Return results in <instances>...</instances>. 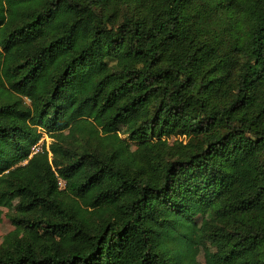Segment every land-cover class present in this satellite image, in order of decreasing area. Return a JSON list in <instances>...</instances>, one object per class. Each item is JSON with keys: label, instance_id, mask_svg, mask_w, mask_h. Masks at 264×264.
Masks as SVG:
<instances>
[{"label": "trees", "instance_id": "obj_1", "mask_svg": "<svg viewBox=\"0 0 264 264\" xmlns=\"http://www.w3.org/2000/svg\"><path fill=\"white\" fill-rule=\"evenodd\" d=\"M14 197L0 264H264V0H0Z\"/></svg>", "mask_w": 264, "mask_h": 264}, {"label": "rangeland", "instance_id": "obj_2", "mask_svg": "<svg viewBox=\"0 0 264 264\" xmlns=\"http://www.w3.org/2000/svg\"><path fill=\"white\" fill-rule=\"evenodd\" d=\"M113 23L114 25L113 24L111 25L116 26L118 23V19H116ZM112 132L117 133L123 139H127L129 128L128 125H122L112 130ZM44 140L47 146L50 145L52 141L48 137H45ZM44 140L41 141L40 145L38 146L39 147L38 149L42 147ZM174 141L175 140L172 139L170 143H173ZM128 144L130 149L133 151L138 148V144L132 142H129ZM18 202H19L18 198L14 197L12 199L11 208L0 207V246L7 247L6 238L9 235L14 234L18 230V226L12 220L14 217L22 216V214H20L16 210V206ZM202 221H203L202 218L196 219V230L200 228V226L203 223ZM219 249H220L219 245L216 243H208L202 241L201 239H198L197 243L191 246V250L195 256L194 264H211L214 260L215 255L219 252Z\"/></svg>", "mask_w": 264, "mask_h": 264}, {"label": "built area", "instance_id": "obj_3", "mask_svg": "<svg viewBox=\"0 0 264 264\" xmlns=\"http://www.w3.org/2000/svg\"><path fill=\"white\" fill-rule=\"evenodd\" d=\"M33 151H34V152H38L39 149L36 147V148L33 149ZM61 185H63V183H61Z\"/></svg>", "mask_w": 264, "mask_h": 264}]
</instances>
